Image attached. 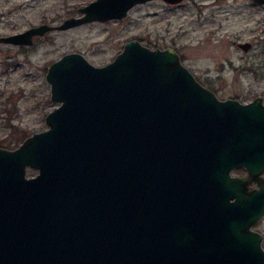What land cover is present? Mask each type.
<instances>
[{
  "label": "water",
  "instance_id": "95a60500",
  "mask_svg": "<svg viewBox=\"0 0 264 264\" xmlns=\"http://www.w3.org/2000/svg\"><path fill=\"white\" fill-rule=\"evenodd\" d=\"M131 2L92 0L0 41L29 44ZM45 78L58 100L47 126L0 145V264H264L251 228L264 212L261 95L220 97L174 47L137 38L99 64L65 51Z\"/></svg>",
  "mask_w": 264,
  "mask_h": 264
},
{
  "label": "rangeland",
  "instance_id": "374dc122",
  "mask_svg": "<svg viewBox=\"0 0 264 264\" xmlns=\"http://www.w3.org/2000/svg\"><path fill=\"white\" fill-rule=\"evenodd\" d=\"M75 1L82 0H0V34L41 21L59 22ZM196 1L199 5L181 8L173 20L89 21L49 29L29 44L0 41V145L12 147L47 126L45 113L58 103L45 78L51 60L79 50L90 61L103 63L129 38L152 47L174 46L195 77L220 97L246 101L261 95L264 100V9ZM241 39L252 40L251 48L244 51L237 45ZM255 228L263 233L264 247V214Z\"/></svg>",
  "mask_w": 264,
  "mask_h": 264
},
{
  "label": "flooded vegetation",
  "instance_id": "af4514ba",
  "mask_svg": "<svg viewBox=\"0 0 264 264\" xmlns=\"http://www.w3.org/2000/svg\"><path fill=\"white\" fill-rule=\"evenodd\" d=\"M92 0H82V1H75L72 10H70L68 13H66L64 16L61 17L60 20L64 19L65 17L69 16H80L84 14V10L81 9L82 6L89 3ZM131 2V0H109V3H114L116 5L122 6L125 3ZM190 3H194L199 5V2L196 0H134L126 7V11L124 14L120 16H109V17H92L83 21L89 22V21H107V20H173L175 15L180 12L181 8H186L187 5ZM207 5H231L232 7L235 5H239V8H262L264 9V0H211L210 2H206L205 0L200 1V5L203 6ZM236 3V4H235ZM132 14H135L136 16H132ZM54 19V18H53ZM45 20V19H43ZM139 39V38H137ZM241 41H248L246 44L248 45L246 48L244 46L240 45L239 42ZM237 45H239L244 51H247L251 46L253 45V41L249 39H241L236 40ZM158 46V45H156ZM167 46V45H165ZM174 47V46H172ZM175 48V47H174ZM176 49V48H175ZM119 51V50H118ZM117 51V52H118ZM264 101V100H263ZM42 129V128H41ZM32 133V132H31ZM30 134V133H29ZM28 135V134H27ZM26 136V135H25ZM35 171V170H34ZM231 173L235 175H247V181L245 182L246 189H252L253 187L257 186V180L253 177H250L247 169L243 165H236L231 168ZM33 173V172H32ZM30 174V173H28ZM261 178L264 179V170L261 172ZM264 212H262L257 219L251 224V228L257 230L261 234V245L263 241V233L255 228L256 223L258 220L262 217Z\"/></svg>",
  "mask_w": 264,
  "mask_h": 264
},
{
  "label": "trees",
  "instance_id": "16d2710c",
  "mask_svg": "<svg viewBox=\"0 0 264 264\" xmlns=\"http://www.w3.org/2000/svg\"><path fill=\"white\" fill-rule=\"evenodd\" d=\"M23 135H24V134H23ZM7 144H11L10 140H9V142H7ZM13 145H15V144H13Z\"/></svg>",
  "mask_w": 264,
  "mask_h": 264
}]
</instances>
